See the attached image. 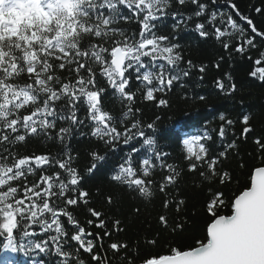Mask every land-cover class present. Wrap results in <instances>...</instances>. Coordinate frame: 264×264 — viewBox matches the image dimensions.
Here are the masks:
<instances>
[{"label":"snow or ice","instance_id":"1","mask_svg":"<svg viewBox=\"0 0 264 264\" xmlns=\"http://www.w3.org/2000/svg\"><path fill=\"white\" fill-rule=\"evenodd\" d=\"M10 11L27 14L16 24L0 23V264H21L13 259L21 254L34 264H264V112L235 119L220 112L212 128L186 109L162 132L161 115L145 121L137 106L171 109L177 86L184 89L194 71L204 79L209 65L185 59L180 42L189 25L219 45L220 61L223 53L253 61L249 75L264 88V26L236 0H0V16ZM249 11L264 17V0ZM215 90L234 97L237 87L217 78ZM109 97L118 110L106 107ZM180 98L209 99L187 92ZM254 121L261 131L252 136ZM77 135L92 144L83 169L72 146ZM250 138L252 165L240 162L243 184L228 195L233 175L225 161ZM30 140L58 150L22 151ZM161 141L180 148L182 164L168 162ZM101 175L114 189L103 197L107 211L91 206L84 186ZM188 177L209 194L193 212L203 214L204 224L191 243L168 241L162 254L141 257L139 241L112 239L113 231H126L111 215L124 194L134 200L128 215L146 220L160 197L156 235L145 237V246L156 247L161 234L188 233L191 217L179 194ZM81 207L87 227L73 211Z\"/></svg>","mask_w":264,"mask_h":264},{"label":"trees","instance_id":"2","mask_svg":"<svg viewBox=\"0 0 264 264\" xmlns=\"http://www.w3.org/2000/svg\"><path fill=\"white\" fill-rule=\"evenodd\" d=\"M236 3L240 6L241 11L246 15L251 14L258 26L261 25V21L264 17L259 16L254 11L250 12L251 5L255 4L257 7L261 6V0H236ZM220 9L227 11L223 4L220 5ZM5 23H18L23 17L19 14L9 12L6 16H3ZM243 26V24L241 25ZM135 27V25H132ZM168 30V29H165ZM180 42L183 48L185 59H191L195 64L201 63L209 65L206 73L203 74L204 79L199 80L201 75L198 72H193L191 79L187 80L184 89L176 87L175 91L171 94L169 99L172 102L171 109H155L152 108L148 102H139L138 107L143 109V119L145 121L154 119L155 114L161 115V121L159 122L162 132H166L172 125L173 121L182 118L184 110L188 109L192 112H199L203 114L209 122V127L214 128L218 123V115L220 112H225L230 118L235 119L240 112L254 113L257 116L261 112H264V88L260 87V82L253 77H250L249 73L253 70V61L247 57H241L238 54L233 53L232 57H229L227 53H223L224 60H219L220 49L219 45H215L213 41H203L194 31H191V25H189L188 31L180 32ZM255 58L256 53H252ZM219 62L220 67L216 68L215 63ZM225 73L229 74L231 80H227ZM217 78L224 79L226 83L234 82L237 87V91L234 97L224 96L218 94L215 90V80ZM183 92L192 94H205L208 95V103L204 104L198 100L195 102H189L185 104L180 98ZM105 105L109 109H119L118 101H113L111 97L105 100ZM256 133L251 134L255 136L261 131V127L257 121ZM241 126L236 125V135L239 136ZM195 131V129H193ZM231 136V132L229 134ZM72 146L75 150L81 153L79 167L83 169L87 165V159L83 155L92 144L88 143L87 138H80L78 135L72 140ZM160 147L169 153L168 162H175L176 164H182L181 150L169 141H161ZM58 150L57 146L51 144H45L41 141L30 140L27 149L22 151L37 153L49 152L53 154ZM215 150V146H214ZM239 155L235 154V151L230 155L229 159L225 161V168L230 170L233 175V182L229 185V188L225 189L226 194L231 195V191L236 190L242 186L244 181L243 173L246 169H241L239 164L241 161L252 165V155L255 151V146L250 138L247 142L243 139L238 142ZM160 175V171L157 170V176ZM31 179V177H30ZM239 181V183H237ZM88 190L92 192L91 206L98 210L107 211V206L104 203L103 197L109 191H114L107 180L101 175L95 178L89 179L84 185ZM218 187V185H217ZM97 189H99V195H97ZM231 190V191H230ZM179 194L186 199L187 203V215L191 217L190 230L183 236L175 237L171 234H161L159 243L156 247L145 246V237H154L156 235V215L163 211L160 207V197H156L152 205L148 206V211L151 213V220H146L144 215L139 218H133L128 215V209L131 204L134 203L133 197L130 194H124L123 202L118 203L117 208L113 209L111 215L119 217L124 222V228L126 231L120 232L118 235L113 231V240L126 241L130 245L135 244L137 241L140 243V256L143 257L148 254H162L167 250L168 241H176L181 244L191 243L192 237L199 233L202 225L204 224L203 214L193 215V212L198 210L203 201L208 197L207 187L201 189L193 183V178L188 177L181 181ZM74 214L80 220L81 224L87 227L85 220L87 217L86 211L83 207L79 209H73ZM174 214V211L173 213ZM147 215V214H145ZM151 224V227H149ZM93 232L102 231L100 229L91 228ZM108 239L105 238V245L108 243ZM99 244V241H96ZM21 262V264H34L33 260H29L22 254L13 257ZM84 259L87 260V254H84ZM139 264V261L137 262Z\"/></svg>","mask_w":264,"mask_h":264}]
</instances>
